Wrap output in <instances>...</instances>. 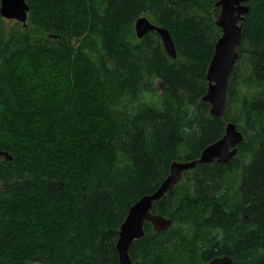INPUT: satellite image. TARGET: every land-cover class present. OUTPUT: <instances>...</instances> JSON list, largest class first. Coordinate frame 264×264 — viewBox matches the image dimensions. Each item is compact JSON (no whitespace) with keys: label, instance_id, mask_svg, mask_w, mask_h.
<instances>
[{"label":"trees","instance_id":"16d2710c","mask_svg":"<svg viewBox=\"0 0 264 264\" xmlns=\"http://www.w3.org/2000/svg\"><path fill=\"white\" fill-rule=\"evenodd\" d=\"M217 1L25 0V29L0 16V264H119L129 209L228 122L244 136L235 158L184 173L154 204L170 229L145 225L129 255L264 264V0H248L223 120L201 101ZM141 17L176 60L155 32L136 38Z\"/></svg>","mask_w":264,"mask_h":264},{"label":"water","instance_id":"95a60500","mask_svg":"<svg viewBox=\"0 0 264 264\" xmlns=\"http://www.w3.org/2000/svg\"><path fill=\"white\" fill-rule=\"evenodd\" d=\"M247 4L248 0H218L214 5V8L218 10L214 24L219 28L221 36L214 46V52L207 67L205 74L207 89L201 98V101L208 105L209 115L212 118L223 120L228 82L239 59L238 51L242 44V23L250 10ZM28 13L29 7L25 0H0V16L6 21H14L26 27ZM134 32L138 40H142L149 32H155L160 38L167 57L176 60V50L167 30L152 25L142 17L136 20ZM243 141L244 136L237 130L236 125L228 122L225 123L223 137L205 148L198 159L173 161L170 164L168 176L156 191L135 203L120 225L116 242L119 264H134L129 255L130 248L135 242L145 237V225H150L156 234L170 229L172 221L155 214L154 204L163 200L181 182L184 173L193 171L198 165L214 162L221 165L230 163ZM0 158L12 161L8 153L0 152ZM208 264H232V261L228 257H222L213 259Z\"/></svg>","mask_w":264,"mask_h":264},{"label":"rangeland","instance_id":"374dc122","mask_svg":"<svg viewBox=\"0 0 264 264\" xmlns=\"http://www.w3.org/2000/svg\"><path fill=\"white\" fill-rule=\"evenodd\" d=\"M21 25V24H20ZM22 26V25H21ZM23 27V26H22ZM27 27V26H26ZM26 27H23V29H25ZM154 89H155V93H157V88H156V86H154ZM158 94V93H157Z\"/></svg>","mask_w":264,"mask_h":264},{"label":"bare ground","instance_id":"6f19581e","mask_svg":"<svg viewBox=\"0 0 264 264\" xmlns=\"http://www.w3.org/2000/svg\"><path fill=\"white\" fill-rule=\"evenodd\" d=\"M142 18V17H141ZM151 23V22H150ZM159 28V27H158ZM208 113H209V110H208ZM118 239V238H117Z\"/></svg>","mask_w":264,"mask_h":264}]
</instances>
